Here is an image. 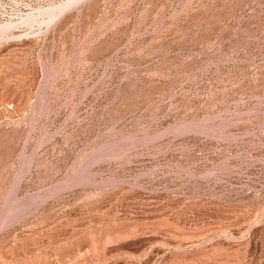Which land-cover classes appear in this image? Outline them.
<instances>
[{"label":"rangeland","instance_id":"1","mask_svg":"<svg viewBox=\"0 0 264 264\" xmlns=\"http://www.w3.org/2000/svg\"><path fill=\"white\" fill-rule=\"evenodd\" d=\"M0 264H264V0H0Z\"/></svg>","mask_w":264,"mask_h":264},{"label":"built area","instance_id":"2","mask_svg":"<svg viewBox=\"0 0 264 264\" xmlns=\"http://www.w3.org/2000/svg\"><path fill=\"white\" fill-rule=\"evenodd\" d=\"M10 11L5 2L0 3V22L6 23L9 21Z\"/></svg>","mask_w":264,"mask_h":264}]
</instances>
